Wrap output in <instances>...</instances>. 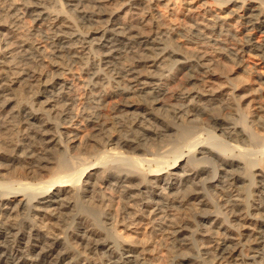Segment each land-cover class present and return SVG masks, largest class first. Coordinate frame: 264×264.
I'll return each mask as SVG.
<instances>
[{"label":"bare ground","instance_id":"6f19581e","mask_svg":"<svg viewBox=\"0 0 264 264\" xmlns=\"http://www.w3.org/2000/svg\"><path fill=\"white\" fill-rule=\"evenodd\" d=\"M24 17L32 18L37 29L43 30L41 35H45L49 49L33 39L34 34L23 24ZM78 23L94 28L87 37L92 39L104 71L109 72V92L105 89L104 97H125L124 110L121 108L124 118L119 114L126 119L124 125L119 124L124 138L118 141L113 138L116 131L111 129V117L106 120L94 111L86 114L85 120L94 130L84 135L81 123L75 120L72 92L74 81L82 75L74 72L72 64H80L81 72L87 75L95 65L88 57L91 43L78 31ZM258 33L264 38V7L260 3L226 11L208 0H185L178 11L169 0H0V131L6 132L12 123L16 127L13 133L9 131L10 149L0 147V264H154L160 242L184 255L181 264L191 263L187 259L193 252L189 213L210 206L203 192L218 182L223 186L218 203L243 230L248 243L257 247L264 262V222L258 226L251 223L242 195H238L240 190L236 193L230 189L216 170L207 172L193 166L194 162L216 157L212 148L201 146L199 159H191L192 151H185L187 154L167 172L150 173L141 167L153 160L126 155L116 151L117 147L98 158L80 159L77 166L83 168L79 170L67 155L69 150L92 151L98 137L107 146L119 143L122 149L133 148L141 139L174 133L162 120L151 124V116L160 111L157 106L166 94L167 70L172 65L185 72L189 87L180 93L182 104L169 106L167 114L185 115L189 121L198 113L205 114L216 125L225 122L216 126L222 134L261 143L264 71L245 62L251 56L264 62V40L254 41ZM219 37H228L236 44L225 47L228 53L212 55L205 46L220 45ZM225 58L238 62V70L230 66L231 72L220 76L216 67H223ZM112 71L117 73L115 78L110 75ZM241 73L249 74L251 80L241 79ZM95 77L97 86L102 79ZM223 107L234 112L244 109L251 118V128L245 124L238 128L229 115L222 120ZM188 133L183 128L175 136L185 139ZM228 146L239 150L237 145ZM239 161L223 160L219 169H240ZM254 170L259 198L252 210L264 217V160L263 167ZM218 216L204 217L207 245L203 253L211 264H243L239 240L222 226ZM127 233L134 235L132 239L125 237Z\"/></svg>","mask_w":264,"mask_h":264},{"label":"rangeland","instance_id":"374dc122","mask_svg":"<svg viewBox=\"0 0 264 264\" xmlns=\"http://www.w3.org/2000/svg\"><path fill=\"white\" fill-rule=\"evenodd\" d=\"M169 1H171L174 4V6L176 7V9L178 11H181L182 10V6H183V3H184L185 0H178V1L176 0V2H175V0H169ZM208 1L209 2H212L214 6H216V7L219 6V8H221L223 10H226V11L227 10H230L231 8H235V7L236 8L237 7L248 8L252 3H260L264 7V0H208ZM24 18H23V20H24V23L23 24L26 26L27 29H29V33H31V35L34 34V35H32V37H35L33 39L34 40L36 39L37 42L39 44H41L42 47H44V48L46 47V49H49V47H50V46L48 47V45H50L49 42L47 41L45 35H43V36L41 35V34H44L43 33V30L41 31V30L37 29L38 24H36L32 18H30V17H29L30 19L28 17H24ZM25 22H26L27 25L25 24ZM28 24H29V26H28ZM80 24L81 23H78L77 28H78V31L82 35H84V36L87 37V36H90L91 33L94 31L93 30L94 29L93 26H89L88 24H85V25H82V24L80 25ZM82 27H83L84 31H83ZM85 27H87V29ZM33 30H34V32H33ZM35 32H37L38 35ZM37 36L40 38V40H39V38ZM40 36H42V37H40ZM87 38L89 39V37H87ZM258 38H259V40H264V38H262V34L261 33H258V35H256L254 37V41L255 42L258 41ZM41 39H42V41H41ZM218 39L221 41V43H224V44H221L220 43V45H218V44L210 43V44H207L205 46V50L207 52H209L210 54L212 53V55H216L217 56V54H219V53H228L226 51L227 48H230V46L232 47L233 45L236 44L235 41L231 40L228 37H222L221 39L219 37ZM91 40L92 39H89V40H87V42L91 43L90 42ZM89 45L90 46L88 47L89 48L88 49V54H89V52H90V54L88 55V57L90 58V62L92 61L93 63H95V65L93 67V70L91 72L92 74L91 75L83 74L81 72L82 71V68H81L80 64H77V63H73L72 64L73 65L72 67H73L74 72L80 73L82 75L81 78H80V76L78 77V78H80V80L79 79H76L74 81V91L72 92V96L75 99H74V103H73V106H72V108L74 110L72 109V111L73 112L75 111L73 113L74 115L77 113L75 115V120L78 119L76 121L81 123L82 131H84V132H82L83 135L84 134H87V133L88 134H91V132L94 130L93 127H92L93 125H91V124L88 125L87 121L85 120L86 119V114L91 113V112L94 111V112H97L100 115H102V117L104 116L103 118H105L106 120H108L109 117H111L110 119L114 120V121H112L113 124H114V126H113V124H112V126L114 128L112 126H111L112 128L111 127L110 128L112 129L113 132L116 131L115 133H113V138L116 141H118V140L124 138V132L121 131V129H120L121 127H119V124L124 125L125 124V120H126V119H123L124 118V115H123V111H122V109H123L122 106L124 105L123 102H124L125 97L123 98V96H116V95H114V96L113 95H105V97H104L105 89H108V92H109V88H108V85H107L108 84L107 78H109V76L107 75V72L108 71L107 70H106L107 72L104 71V68H103L104 66H102L100 64V62H99V54H98L97 49L94 48L95 47L94 44L91 43ZM226 46H228V47L225 49ZM220 49H222V50H220ZM208 50H210V51H208ZM96 51H97V53H96ZM218 51H221V52H218ZM215 53H217V54H215ZM178 54L181 55V56H183L182 55V52H178ZM94 58L95 59L97 58L96 61H95ZM246 58H250L249 60L246 59L245 62L247 64H250V66L254 67V69L256 68L255 70L260 71L262 69V71H264V64H263L264 62H263L262 59H259V58L253 57V56L246 57ZM254 61H255V63H254ZM222 62H223V64H224L225 67L224 66L222 67V65H220V66L218 65V67H216L217 68L216 69V72L219 71L218 73L220 74V76H225L226 73L231 72V70H236V69L238 70V66H239L238 62H231V61L227 60L226 58L225 59H222ZM230 66H231V68H230ZM221 68H223V69H221ZM77 69L80 70V71H78ZM167 72H168L167 75H168L169 78L167 79V82H165V85H164L165 86L164 89L166 91V94L160 99V103L161 104L159 106H157V110L159 109L160 111H155V113L153 114V116H151L152 118H155V119H152L151 117L150 118L152 120L151 121L152 122L151 124H155L156 123V120H158V121H161L162 120V121L165 122L164 124L171 125L172 126V129L175 131V132L173 131L174 133H172V134L169 133L170 135L167 133L168 135L167 134L166 135H162V136L159 135L157 137L156 136H152V137H149L147 139H143L144 141L141 139V140H139V142L138 141L135 142L134 147H133L134 149L133 148H122V149H120L119 148V143L116 144V145L115 144L114 145H108L109 146L108 147L106 145V141L105 140H102L100 137H98V140L99 141L97 143H94V146L95 147L92 148V151L79 152V151H75V150H69L70 153L68 152V154H67L68 157H70V159L72 161L74 160V163L76 164L77 170H79V169H82L83 168V166H81V165H78L77 166V164H80V159H82V158H87V159H89V158L90 159H92V158L93 159L94 158H98L100 156H104L105 155L104 152L106 153V151L111 150V149H115L117 147L116 148L117 149L116 151H119V152L122 151L126 155H132V156L139 157V158L142 155H144L141 158H147V159L153 160L152 162H143V164H142L143 166L141 167V169L142 168H144V169L146 168L145 170L142 169V171L144 173L145 172L150 173V172H152V170H153V172H155L157 170H164V172H167L168 171V168H170L171 166H173L175 164V161L180 160L181 157H182V155H186L187 154L186 153L187 151H189V150L192 151V155L190 157L191 159H194V158L195 159H199V158H201V155H200L201 146L207 147L209 149L212 148L215 151L214 153L216 154V157H211L210 160H203V161L200 162L201 164L198 163V162H194L193 163V166H195V167H203L204 169H207L206 170L207 172H210L213 169L216 170L218 172V176H219L220 180H224L225 179L226 180V183H227V186L230 189H232V190L234 189L233 191H236V193H238L239 190H240V192H239L238 195L239 196L242 195V196H240L243 199L242 200L243 201L242 204L244 205L243 206L244 209L248 211L249 215L252 218L251 223H253L256 226L262 225V223L264 222V217L261 214H258L257 212L255 213V211L252 210V206L255 207L258 204L257 202H258V198H259V196H258L259 182H258L257 177L254 174V173H256V170H254V169H257V168L259 169V168H262L263 167L264 154L261 153V152H262V150H264V140L261 143H259V144H251V143L242 141L243 139L239 135H237V136L236 135H233L234 137H228L227 135L222 134L221 131L218 130V127H216L217 125L218 126H222V124H224L225 122H223V121L217 122V125H216L214 123V120L210 119L205 114L198 113L195 116V118L198 119V120L195 119L196 121L195 120L194 121H189L187 119V116H185V115H183L184 117L179 115L180 116L179 117L178 115L177 116H173L171 114H167V112L169 110H171L170 107H179L182 104V102L179 100L180 93H181V91H182L183 88L189 87V86H187V80H186L187 78H186V75L184 76L185 72L183 71V73H182V71H180L179 67H177L175 65H172V66H170L168 68ZM115 73H116L115 71H112L110 73V75L115 78L116 77V74H117V73L116 74ZM113 74H115V75H113ZM95 75L99 77L97 80L102 79L101 81H98V84L99 85H97V86L95 85L96 84V82H95V79H96ZM241 76L242 77L244 76V78H241ZM245 76L247 77L248 80H246ZM248 76H249V78H248ZM240 78L243 79V80H245V81L251 80V76L249 74H247V73H241L240 74ZM90 81H91V83H90ZM100 91H101V93L103 95L101 93H99ZM98 93H99V95H98ZM178 101H179V103H178ZM260 103H264V96L261 99ZM162 108H164V109H162ZM116 110L119 111V112H117ZM221 110H223L222 112H220V118L222 120H226V118H228L227 115H229V116L234 117V118H232L231 121L238 128H242L245 125H246V127H250L251 128V126H252V124H251V118L247 114V112L244 111V109L241 108L238 112H234L230 108L228 109L227 107H223V108H221ZM161 111H162V113L164 111L165 112L162 114V113H160ZM229 111H230V113H233V114H229L228 113ZM120 113L123 116L122 115H119ZM159 114H161V115H159ZM116 116H117V118H116ZM127 116H129V115H127ZM131 116H132V114L129 116V118ZM182 122H184V123H182ZM122 123H124V124H122ZM13 124L14 123H12L11 125H9L7 127L6 132H5V130L3 132L0 131V134H2V135H0V147L2 146L4 149L6 148V150L10 149V148H8V146H9V139L11 137V134L10 133H13V129H16L15 124L14 125ZM196 124H199V125H196ZM183 128H186L189 131L188 136L185 139L177 138L175 136V133L178 132L180 129H183ZM219 129H220V127H219ZM117 130L118 131L120 130V133L122 134V136L120 135V133ZM9 131H10V133H9ZM16 131H15V133H16ZM7 133H9V134H7ZM199 134H201V135H199ZM9 135H10V137H9ZM193 135H195V136H193ZM2 136H3L4 139L2 138ZM170 136H172V137L170 138ZM213 136H214V138H213ZM224 136H226V137H224ZM6 137H7V139H6ZM208 137H211V139H209ZM189 138L190 139L193 138V139L190 140ZM232 138H233V140H231ZM213 139H215V140H213ZM177 141H179V142L177 143ZM193 141H195V143ZM201 141H203V142H201ZM173 142H175V143H173ZM4 143H8V145L7 144H4ZM216 143H218V144H216ZM220 143L226 144L227 147H225L224 144H223V146H220ZM193 144L195 145L194 148H193V146H194ZM196 144H197V147H196ZM231 144L237 145L239 147V150H235V149L230 148L228 145H231ZM186 145H187V147H186ZM189 147H192L193 149H190ZM198 147H199V149H198ZM241 149L242 150H245L246 149V150L244 152V151H241ZM131 150H132V152H131ZM128 152H131L132 154L131 153L129 154ZM76 153H77V155H75ZM234 153H235V155H234ZM242 153H243V155H242ZM252 153H255V154H252ZM237 154H239V155H237ZM83 155H85V156L83 157ZM93 156H96V157H93ZM218 156H219V158H217ZM239 156H240V159H239ZM175 157H177V158H175ZM223 160H235V161H239L240 160L239 162L241 163V166L242 167L240 169H237V170H234L233 169L232 171L231 170L230 171L228 170L227 172H223V171L220 170L222 168L221 165H222ZM154 163H155V165H154ZM250 163H253V164L251 165ZM248 164H250V165H248ZM163 165L164 166L166 165L167 168H165ZM160 166H163L162 168H164V169L160 168ZM207 166H208V168H207ZM18 169H19V167H18ZM236 171H237V173H236ZM69 173L71 174L73 172H69ZM219 173H221V174H219ZM1 177H3V176L0 175V180H2ZM204 178L207 179L208 176L206 175V176H204ZM228 183H229L230 186L228 185ZM216 184L218 186L216 185V186H214L212 188H209V189L204 190V192H203L206 201L210 205L208 207L209 209L208 208H204V210L203 209L200 210L201 212L200 211H197L196 213H193V212L188 211V212H190L189 214L191 215L190 216V220H191V227H190V229H193L191 231L189 230L190 231V234L189 235L191 236L190 237L191 238L190 240H191V243H192V251L193 252L189 251L192 254H190V253L188 254L189 256H188L187 259H189V261L191 262V263H188V264H196V263H198V264H211V262L209 261L208 257L206 256V254H204V253H206L205 252V248H206L205 246L207 245V239H206L205 234H204L205 231H206L205 229H206L207 225L204 222V217L218 216V214H219L218 217H220V219H221L222 226H224V228L227 227L231 231V233L235 237H237V239L239 240L240 252H241V255L240 256H241V259L243 260V264H254V263L255 264H264V262L262 261V259L257 254V247H255V245L253 243H248V241L246 240L247 238H245V236L243 235L244 234L243 233V230L238 227V224H235V221L232 219V217L229 216L230 215L229 212H226V210H224V208H222V204L218 203L217 197H218V195L220 193L223 192V191H221L223 186L221 184H219V182L216 183ZM236 189H238V190H236ZM213 200H215L216 202L213 201ZM214 204H215V206H214ZM180 212L182 213L183 210L180 211ZM231 220H233V222ZM131 235L132 234L127 233V234H125V237L127 239H129V238L132 239V237L134 235H132V236ZM154 239L160 240V238H158V237H155ZM201 241L204 242V243H201ZM158 242H160V241H158ZM195 242H196V244H195ZM199 242H200V244H199ZM160 243H161V246L158 245L159 247L158 246L156 247V253L158 252L157 253V256L158 257L154 261V264H181L180 262L183 260L184 255L181 252H177V251L174 252L173 250L169 249L168 246L165 245L164 242H160ZM204 244H205V246H204ZM165 247H167V248H165ZM200 247L202 249L203 248L204 249L202 250ZM166 249H168V250H166ZM243 250H244V252H243ZM159 251H160V253H159ZM203 251H204V253H203ZM173 252H174V255H173ZM246 253L249 256L246 255ZM254 255H256V256H254ZM162 256H164L165 258H163ZM205 257L207 259H205ZM191 258H193V259H191ZM195 258H197V259H195ZM158 260H159V262H158ZM167 261H169V262L167 263ZM259 261L261 263H259Z\"/></svg>","mask_w":264,"mask_h":264}]
</instances>
